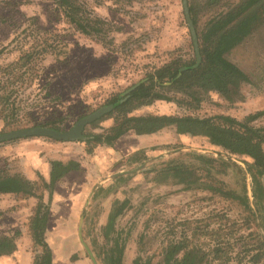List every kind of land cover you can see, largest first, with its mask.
<instances>
[{
	"label": "rangeland",
	"instance_id": "1",
	"mask_svg": "<svg viewBox=\"0 0 264 264\" xmlns=\"http://www.w3.org/2000/svg\"><path fill=\"white\" fill-rule=\"evenodd\" d=\"M72 1L78 17L87 19L89 35L70 24L55 0H0V134L40 126L68 131L148 73L195 57L182 0ZM243 1L187 0V5L197 15L199 33L210 19ZM226 59L249 80L237 94L187 88L189 79L183 85L186 93L179 88L159 91L172 101H155L131 115L227 116L241 122L263 111L264 18ZM112 124L106 118L88 125L84 134L101 133ZM250 125L264 129V116ZM139 139L126 142V153L100 156L98 145L79 141L23 138L0 144V174L19 175L25 165L21 157H30L18 152L26 141L60 146L50 155L95 167L88 171L94 196L83 205L80 224L58 218L68 215L61 203L53 209L55 218L44 237L52 264H111L115 242L122 249L119 264H166L173 246L180 250L167 264L179 263L184 249L193 252L195 264L201 257L200 264H249L253 233L264 237V199L253 197L251 160L230 155L203 137L178 135L174 127ZM175 168L181 178L195 181L189 190L187 182L180 184L167 172ZM119 172L120 179L113 181ZM36 185L43 196L42 180ZM36 203V198L0 194V236L13 237L16 245L11 255L0 257V264H33L39 250L32 240ZM78 227L79 234H68Z\"/></svg>",
	"mask_w": 264,
	"mask_h": 264
},
{
	"label": "trees",
	"instance_id": "2",
	"mask_svg": "<svg viewBox=\"0 0 264 264\" xmlns=\"http://www.w3.org/2000/svg\"><path fill=\"white\" fill-rule=\"evenodd\" d=\"M210 1V4L215 2V0ZM262 1L245 0L234 9L226 13H219L210 19L199 33L195 29L200 55L198 65H195L194 57L191 63L182 64L180 60L171 61L148 73L135 89L124 94L118 100L107 103V106H112V111L91 123L92 126H95L107 118L113 119L112 126L101 133L84 134L83 140L79 142H83L85 145L110 144L130 131L137 136H144L155 134L167 127H174L178 135L203 137L211 145L223 149L230 155L250 159L251 163H248L247 167L252 178L253 197L254 199H260V197L264 199V129H256L250 125L251 121L264 116V110L241 122L227 116L199 118L173 115H131L135 109L148 106L155 101H172L171 97L162 95L159 91H169L174 88H179L180 92L186 93L185 87L190 88L191 86L204 92L214 91L222 95H226L228 90L232 89L233 93L237 94L240 85L249 82V80L238 67L226 59V55L240 45L261 24L264 18V3ZM55 2L63 8L68 21L75 26L77 31L83 35H89L87 19L78 17L79 8L74 6L75 3L72 0H55ZM188 9L195 28L197 15L193 7L189 6ZM189 79L191 81L184 87L183 85ZM50 128L58 131L56 127ZM78 168L79 164L75 161H69L66 164L59 161L50 162L49 181L48 183L43 182L44 189L49 192L47 202L43 201V196L35 195L33 183L23 176L0 174L1 195L35 197L38 201L32 220V240L39 250L34 257L33 264H52L51 249L44 238L51 194L55 183L62 176ZM167 172H171L172 176L178 178L180 184L187 182L185 190H189L195 183V181H190V177L187 180L181 178L179 168L170 169ZM125 205L126 203H123L121 208L116 211V215L122 212ZM247 208L251 210L249 207ZM251 217L254 222L252 213ZM252 242L254 253L251 255L249 264H264V237L259 231L253 233ZM15 249L13 237L0 236V257L11 255ZM115 249L117 254L109 258L111 264H119L120 261L122 249L117 242H115ZM179 250V247L174 246L168 248L166 264L171 260L172 254ZM184 251L185 249L182 260L177 264H195L193 252ZM214 258H218L217 255ZM202 259L203 257L196 264H200ZM134 264H137L136 261Z\"/></svg>",
	"mask_w": 264,
	"mask_h": 264
},
{
	"label": "crops",
	"instance_id": "3",
	"mask_svg": "<svg viewBox=\"0 0 264 264\" xmlns=\"http://www.w3.org/2000/svg\"><path fill=\"white\" fill-rule=\"evenodd\" d=\"M131 134L132 133L125 134L124 136L120 137L116 141L111 142L110 144L98 145L97 151L95 153L97 154V156H100V153H103L105 155H109V154L115 155L118 152L126 153V151L130 149V146H126V142L128 140L130 141H133L135 139L140 140L139 138L148 136V135L135 136ZM131 136H133L134 139ZM122 143L125 144L122 146ZM38 149H41V151L38 152ZM31 150H35V151H32L31 153L30 152ZM54 150L59 151L61 150V147L53 146L52 144H48L46 142H41V141H26L24 143H20L18 152L23 153V155H27V153L29 152L30 157L27 158L21 157L22 160H25V165H22V168L18 171L17 174L23 176L24 178H26L27 180L33 183L34 193L37 196L40 195L37 194V190H38V187L36 185L37 179L42 180V182L48 183L49 175H50V162L59 161L66 164L69 161H73L72 157H69V159H63L57 156L50 155V152ZM43 152L44 154H42ZM92 168H95L92 164L86 166L85 163L84 164L79 163V168L77 170L69 171L55 183L51 194V203L49 208V217H48L46 229L49 227L51 219L55 218L53 209L55 208L56 205L60 203L64 205L66 209L68 208V215L67 216L60 215L58 218H60V220L62 221H66V223L68 222V224L70 225H74V223L80 224V220L82 216L81 212L84 209L83 205L86 203L88 199H92L94 196L93 179L88 173V171H90V169ZM121 174H122L121 172L115 173L112 177L113 178L112 180L116 181L120 179ZM63 187H66V189ZM62 189H64L65 194L61 193ZM46 191L47 192L43 194V198L44 196L45 197L47 196L46 199L48 200L49 192L47 189ZM10 195L12 194H6L4 196H10ZM76 230L77 231H72V232L70 231L68 232V234H72V235L76 233L79 234L81 229L80 227H78Z\"/></svg>",
	"mask_w": 264,
	"mask_h": 264
},
{
	"label": "water",
	"instance_id": "4",
	"mask_svg": "<svg viewBox=\"0 0 264 264\" xmlns=\"http://www.w3.org/2000/svg\"><path fill=\"white\" fill-rule=\"evenodd\" d=\"M182 8L184 13V18L186 21L187 28L190 32L192 44L194 48V54L196 59V64L200 62V55L198 50L197 37L195 33V28L190 18L189 9L187 5V0H182ZM137 87V84L129 88L125 94L129 93ZM112 111V106H105L95 111L94 113L78 120L76 124L68 131H56L50 128L33 127L27 129H21L17 131H12L4 134H0V144L8 141H13L16 139L23 138H46L59 142H77L83 140V135L85 128L91 125L94 121L100 119L101 117ZM88 251V250H87Z\"/></svg>",
	"mask_w": 264,
	"mask_h": 264
}]
</instances>
